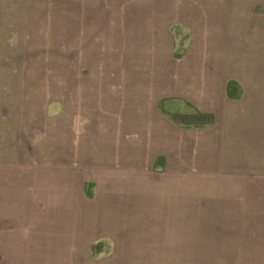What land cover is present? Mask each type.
<instances>
[{
  "label": "rangeland",
  "instance_id": "1",
  "mask_svg": "<svg viewBox=\"0 0 264 264\" xmlns=\"http://www.w3.org/2000/svg\"><path fill=\"white\" fill-rule=\"evenodd\" d=\"M166 59L178 60L184 77H176L183 90L168 94L202 108L219 103L223 122L236 123L227 136L240 122L247 144L232 160L216 158L225 176H203L191 171L189 137L173 163L183 172L166 186L156 173L121 178L135 185L120 186L114 199L98 163L158 140L138 123L135 135L122 130L119 120L127 101L137 108L155 96L149 86L164 76ZM226 83V95L239 99L222 105ZM0 97L25 121V164L55 163L62 174L66 121L72 133V199L55 215L57 226L66 216L65 230L48 241L40 229L52 221L26 218L25 238L34 231L35 240L8 264H264V0H0Z\"/></svg>",
  "mask_w": 264,
  "mask_h": 264
},
{
  "label": "crops",
  "instance_id": "2",
  "mask_svg": "<svg viewBox=\"0 0 264 264\" xmlns=\"http://www.w3.org/2000/svg\"><path fill=\"white\" fill-rule=\"evenodd\" d=\"M174 25L182 26L181 23H177L171 24L170 27ZM186 34L189 35V33ZM189 44L185 50L186 54L188 48H190ZM170 54L172 56V52ZM177 61L175 59H170V61L166 59V63L161 66L165 68L164 76L161 75L153 78L150 86L148 83L150 80L148 82L145 81V86L154 89L153 94H155L152 99H149V103H146L148 101L146 99L142 100L139 103L140 107L135 108V102L127 101L126 110L124 111L123 107L121 111L122 120L119 121L122 122V125L119 122V127L122 130L128 133L133 131V135H135L138 123V127L140 126L142 132H157L159 138L152 143H144L143 141V144L139 148L131 147L133 148L131 149L132 151H121L122 155L128 154L129 156L113 157L110 161H108L109 159H102L103 161L101 160L102 162L98 163V168L101 165L104 171L101 175L105 180L104 186L108 187L106 192L111 193L114 197L119 196L120 186L130 188L135 185V183H131L130 181L121 183V178L137 177V175L139 176L144 172H147L149 176L156 173V176H159L156 181L166 186L170 180L168 178H171L173 174L178 175L184 171L181 166H176L175 168L173 163L179 161L177 155L184 152H181V149H185L184 144L185 141H189V137L191 140L192 161L195 162L191 171L203 176H225L224 167L219 169L215 167L217 161H223L222 158L228 154L230 155V160H232V153L240 151L242 143L244 146L247 144L246 135H244V141H241L240 122H237V131L227 136V129L235 128L236 123H230L227 126L223 122L222 117L224 113H221L222 109L219 111L217 108L219 103L211 104V107L202 108L199 105V100L192 99L193 101H191L186 97L183 98L182 94L178 93L171 96L168 94L166 87L183 90L181 85L178 86L179 81L176 78H180L181 81L184 80L183 73L179 69L176 70L174 68V64ZM166 75L170 76V82L166 81ZM103 88V84L96 86L93 89L95 90L94 97L98 98L99 92ZM193 88H191L192 93ZM235 88L237 91L239 90L238 86H235ZM112 90L116 91L117 88L113 89L112 87ZM226 90L227 83L225 85V95ZM142 91L144 95L146 92L145 88H142ZM162 93L163 95H158ZM237 95L229 97L226 95V98L220 97V103L224 105L226 101L236 102L239 99ZM80 100L82 102V99ZM178 105H181V107L179 108ZM136 113L138 114L136 115ZM179 116H185L187 123H184L183 119L179 120ZM23 122L25 121L21 115L9 114L7 97H0V257L2 259L6 258V264H8L9 260L12 261L13 259L18 260L21 258L22 261L24 256L23 250L29 248V245H33L31 241L35 240L34 231L31 230V234L33 233L32 239L28 238V236L25 238V235H28L30 231L29 222L25 220L26 218L31 220L30 225L37 224V219L39 218L41 220L49 219L52 221L53 225L50 226V229L47 231L40 229L42 233L47 232L48 241L56 239L57 230L59 233L64 232L67 220L66 216L63 215L62 217L60 215V224L57 226L55 225V215L62 206V210L64 211L66 200L72 199L73 193L71 180L72 166L70 164L71 161H68L69 157L68 159L66 157L72 151V144H70L72 133L70 134L69 132L71 131L67 129V121L65 122V129H63L64 150L59 152H63L64 154L62 163L58 164V168L64 170L60 175H57L55 171L57 169L55 163L52 164V167L42 168L41 170L35 166V163L28 162L25 164V129L23 128ZM31 122L33 121L31 120ZM30 130L31 133L34 132L33 127ZM157 135L155 136L156 138ZM170 135H172L171 139L168 140L167 137ZM233 135L239 137V142L236 141L237 139L233 140ZM30 146L32 149L33 140H31ZM27 157L31 161L33 160V154L27 155ZM216 158L219 159L216 161ZM239 169L241 170L242 168ZM244 175L247 176V172ZM97 184L100 185V182H95V185ZM78 186L81 192V183ZM96 192H98L97 189ZM122 193L123 191L120 194ZM118 198L115 197L114 199L118 200ZM41 202L43 215L41 216L39 213L37 217H33L34 212L32 209L36 207V204ZM57 204L60 205L57 206ZM49 212H51V217ZM44 223H46L45 220ZM24 226H28L29 230L25 232ZM41 239L43 238L41 237Z\"/></svg>",
  "mask_w": 264,
  "mask_h": 264
}]
</instances>
